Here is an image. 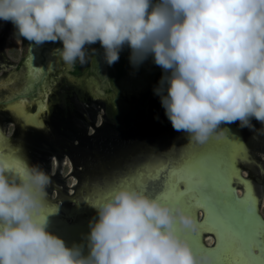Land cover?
<instances>
[{"label":"clouds","instance_id":"clouds-1","mask_svg":"<svg viewBox=\"0 0 264 264\" xmlns=\"http://www.w3.org/2000/svg\"><path fill=\"white\" fill-rule=\"evenodd\" d=\"M0 21L38 45L62 42L68 64L97 42L109 66L126 46L134 67L152 56L165 73L154 93L190 141L264 125V0H0ZM49 182L38 165L10 175L0 164V264H203L175 228L195 229L193 217L128 187L89 204L85 256L39 215Z\"/></svg>","mask_w":264,"mask_h":264},{"label":"flooded vegetation","instance_id":"flooded-vegetation-1","mask_svg":"<svg viewBox=\"0 0 264 264\" xmlns=\"http://www.w3.org/2000/svg\"><path fill=\"white\" fill-rule=\"evenodd\" d=\"M62 47L59 41L38 45L18 37L11 22L0 21L2 164L8 174L18 175L17 169L11 165L12 153H21L23 170L38 165L49 177L44 197L47 208L40 211L45 220L49 218L48 207L64 206L70 195L77 197L90 191L85 185L86 176L92 170L86 166L90 156L87 152L95 153L97 158L107 145L105 138L111 133L137 129L138 135L153 129L159 132L163 128H173L160 97L154 93L165 73L155 65L152 56L134 67L129 60L131 50L126 46L120 53V60L109 66L104 50L97 42L86 46L89 51L86 63L77 60L68 64L59 55L58 50ZM92 49L96 51L92 52ZM127 103L133 107L128 113L122 112L128 116L122 121L119 111L128 106ZM113 109L120 114H113ZM252 122L264 138V125L254 119ZM177 132L173 129L170 135L173 137ZM255 142L257 146L249 151L241 173L247 179L262 180L260 212L264 216V139ZM137 160L142 163L146 158ZM131 161L128 159L126 164ZM248 163L253 165L252 168ZM117 168L113 166V169ZM167 170L170 171V167ZM133 173V168L126 172L124 181L130 183ZM94 176L100 175L93 172ZM72 178L75 181H71ZM162 178H166L164 174ZM173 178L177 179V175ZM236 188L238 193H243ZM199 214L202 216L203 211L200 210ZM207 234H204L203 242L212 246L215 238Z\"/></svg>","mask_w":264,"mask_h":264},{"label":"water","instance_id":"water-1","mask_svg":"<svg viewBox=\"0 0 264 264\" xmlns=\"http://www.w3.org/2000/svg\"><path fill=\"white\" fill-rule=\"evenodd\" d=\"M127 105L119 111L121 114L114 109L112 110L113 114H120L119 118H122V121L128 118L125 116L126 114L122 115V112L128 113L129 108L133 107L128 103ZM101 112L105 111L102 110ZM252 124L257 126L254 122ZM136 128L138 127L136 126ZM172 133L173 128L171 127L163 128L159 132L153 129L138 135L137 129L132 132L111 133L105 138L107 145L98 155L99 158H96L95 153L87 152L90 156L86 166L92 167V170L89 172L87 170L89 174L86 176L85 185L90 191L77 197L70 195V200L64 206L48 207L49 231L60 236L69 247L74 244L81 245L82 252L86 256L89 251L87 234L91 230L90 221L98 219L96 210L89 204H99L108 199L117 187H128L158 197L162 202L173 207L178 205L185 213L193 217L196 223V232H194L195 229L183 226L179 221L176 222L175 228L194 254L198 258H203V264H232L228 258L221 257L218 260L217 249L221 241L219 233L211 226L210 212L206 207L197 205L199 193L187 180L181 179V174L186 170L196 171L205 161L214 163L216 165V190L227 198L224 203L230 201L250 203L254 217L260 224L264 225V216L260 212L262 180L260 178L247 179L241 173L243 162L249 158V151L257 146L255 140H263L264 138L259 134L258 127L254 129L241 128L239 122L222 125V130H218L204 144L190 141L186 132H177L173 137L170 135ZM171 137L172 141L167 143ZM0 145H3V142ZM12 154L14 157L11 165L13 167L17 163L22 165L23 154L16 152ZM143 157L146 158L145 162L138 163L137 159ZM128 159L133 161L126 164ZM3 160L0 153V164L3 163ZM113 166H118V168L113 169ZM252 166L250 165L251 168ZM141 167L143 170H137ZM169 167L170 171L167 170ZM132 168L134 169V173L131 175L133 179L127 183L124 178H126V172ZM166 170L168 173L165 172ZM93 172L100 176L92 177ZM162 174L169 179H163ZM172 175L174 177L177 175V179L173 178ZM168 180H171L176 191L186 194L183 200L173 204L171 200L161 198L169 190ZM182 183L183 189L181 188ZM236 187L243 193H238ZM259 187L261 188L259 189ZM45 204L44 199L41 208L46 209ZM41 208L39 214L44 218L40 212ZM200 210L203 211L202 216L199 214ZM205 233H208L207 236L211 234L215 238V244L209 246L203 242ZM209 238V242H212V237ZM255 249L258 252H255ZM250 252L255 257H264V236L259 237L253 243Z\"/></svg>","mask_w":264,"mask_h":264},{"label":"snow or ice","instance_id":"snow-or-ice-1","mask_svg":"<svg viewBox=\"0 0 264 264\" xmlns=\"http://www.w3.org/2000/svg\"><path fill=\"white\" fill-rule=\"evenodd\" d=\"M14 167L19 173L23 172L19 163ZM215 169L214 163L205 161L196 171L186 170L181 174V179L187 180L199 193L197 205L206 207L210 212L211 226L219 233L221 241L217 249L218 260L224 257L231 260L232 264H264V257H255L250 252L253 243L264 236V225L254 217L250 203H224L227 198L216 190ZM185 195L177 192L169 180V190L161 198L175 204L183 200Z\"/></svg>","mask_w":264,"mask_h":264},{"label":"rangeland","instance_id":"rangeland-1","mask_svg":"<svg viewBox=\"0 0 264 264\" xmlns=\"http://www.w3.org/2000/svg\"><path fill=\"white\" fill-rule=\"evenodd\" d=\"M71 181H75V179L72 178Z\"/></svg>","mask_w":264,"mask_h":264},{"label":"trees","instance_id":"trees-1","mask_svg":"<svg viewBox=\"0 0 264 264\" xmlns=\"http://www.w3.org/2000/svg\"><path fill=\"white\" fill-rule=\"evenodd\" d=\"M121 74H122V72H121V73H119V74H118V76H119V75H121Z\"/></svg>","mask_w":264,"mask_h":264}]
</instances>
